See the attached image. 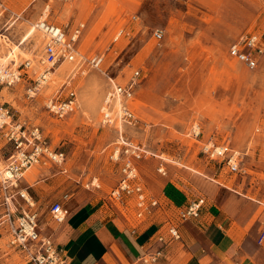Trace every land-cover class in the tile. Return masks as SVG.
<instances>
[{"label": "rangeland", "instance_id": "rangeland-1", "mask_svg": "<svg viewBox=\"0 0 264 264\" xmlns=\"http://www.w3.org/2000/svg\"><path fill=\"white\" fill-rule=\"evenodd\" d=\"M47 4L49 21L68 30L84 24L79 41L84 57L103 53L105 58L101 70L85 62H60L33 98L27 95L32 80L26 76L13 86L0 84V103L15 119L39 127L47 141L67 155V172L62 174L48 164L35 168L47 167L59 174L36 170L38 176H31L41 184L45 178L47 183L55 182L53 194L52 189H45L37 196L44 233L51 234L56 227L49 209L54 198L62 195L69 194L70 210L84 202L122 207L109 200L122 175L121 164L111 157L118 129L102 124L101 106L109 87L103 71L121 84L140 71L131 104L141 122L123 129L130 140L150 152L138 162V171L148 192L159 198L164 218H177L179 208L206 197L214 187L250 199L264 197V163L252 160L253 154H262L264 159V0H0V60L11 64L14 59L20 64L32 59V77L44 70L41 33L21 44L23 51H16V57L2 58L43 17ZM120 29L126 33L114 40ZM155 29L164 30L161 39L154 36ZM247 32L261 38L263 52L255 68L229 52ZM63 65L66 70L62 72ZM69 90L76 91L78 107L61 119L48 111L46 103ZM194 124L201 127L198 139L189 136ZM210 139L249 150L247 173H231L206 158L201 145ZM7 149L0 150L5 157L11 151ZM160 167L165 168V175ZM255 184L258 190L248 189ZM19 201L22 206L11 208L15 215L25 207ZM129 202L134 207V201ZM5 212L0 205V217ZM0 237V248L9 252L4 264H26L6 234Z\"/></svg>", "mask_w": 264, "mask_h": 264}, {"label": "built area", "instance_id": "built-area-1", "mask_svg": "<svg viewBox=\"0 0 264 264\" xmlns=\"http://www.w3.org/2000/svg\"><path fill=\"white\" fill-rule=\"evenodd\" d=\"M4 9V8H3ZM50 6L44 8L43 17L34 25L37 32L43 36V48L41 64L44 70L36 72V77L29 74L34 68L32 59H26L18 64L14 59L11 64H5L0 60V84L13 86L20 82L25 76L32 80L27 88V95L35 97L42 86L49 80V74L60 62H85L92 68L100 69L103 65L105 55L103 53L84 57L79 49V41L84 24H78L71 30L55 24L48 20ZM5 11V10H4ZM46 13V14H45ZM124 29H120L114 36L118 40ZM164 30L155 29L154 36L161 39ZM230 55L244 63L249 68H255L258 64V56L263 52L261 38L252 32L242 34L230 47ZM101 70V69H100ZM108 78V90L105 94L102 106V124L115 126L118 129V138L115 142L112 159L121 164V178L118 184L110 192L109 200L121 206L127 201H134L137 218H142L153 208L161 206L158 197L151 195L140 178L138 162L149 155V151L143 144L135 143L125 134L123 126H137L141 120L136 115L131 101L134 98L135 89L140 77V71L136 70L126 84L117 82L115 77L103 71ZM46 107L50 113L58 118H65L78 107L76 91L69 90L65 96L52 97L47 100ZM201 127L194 124L189 136L198 139ZM11 150L0 162V192L2 204L6 208L2 219L1 228L9 235L10 244L19 250L25 257L26 264H68V257L64 250L51 236L42 233L40 215L35 209L34 200L29 193L20 185L28 170L35 166L52 164L60 168L61 172H67L64 165L67 160L66 153L53 147L39 127H28L19 120L11 110L0 103V143ZM201 153L210 160H215L223 168L231 173L242 171V154L232 147L229 141L216 143L210 139L201 145ZM165 175L164 167L158 168ZM70 198L69 194L63 196L64 201L53 202L50 206L52 219L58 224L66 221L70 209L64 203ZM23 210L15 215V210L22 206ZM207 204L205 196H199L182 207L177 215V221L165 224L164 230L157 232L156 240L163 247L143 257L145 262H155L163 254L164 248L170 241L181 239L179 225L193 219L199 218ZM264 242V230L259 243ZM0 264H4L0 258Z\"/></svg>", "mask_w": 264, "mask_h": 264}, {"label": "crops", "instance_id": "crops-1", "mask_svg": "<svg viewBox=\"0 0 264 264\" xmlns=\"http://www.w3.org/2000/svg\"><path fill=\"white\" fill-rule=\"evenodd\" d=\"M232 147L242 154L240 174L247 173L245 156L250 154L249 150L243 152L234 145ZM2 148H6L4 143L0 145V150ZM3 154L0 153L1 162H5L1 159L7 157ZM261 155L253 154L252 160L264 163ZM35 170L40 173L48 171L50 176L59 174L53 169L47 170V167ZM34 174L36 171L33 170L27 175L29 177L24 178L25 183L20 185L34 200L35 209L39 212L38 194L42 196L45 189H52L50 195L53 194L55 182L47 183L48 178L43 184L32 181L30 176ZM61 185L62 182L57 184L55 190ZM248 189L258 190L256 184ZM209 192L199 218L180 224L181 239L170 241L155 262H145L143 257L163 247L156 240L157 232L164 230L166 223L177 221V218H164L160 206L137 218L136 209L129 201L120 208H104L96 202H84L71 209L62 224L51 217L56 224L51 234L43 232L42 224L41 229L43 234L51 236L63 248L68 264H264V242L259 243L264 230V197L260 195V198L250 199L229 191L224 193L219 187L211 188ZM80 194L81 191L77 192L76 198ZM56 201H64L63 195L54 198L51 204ZM0 205H3L1 192ZM41 214L39 212L40 223ZM5 234L4 228H1L0 235ZM6 236L9 238V235ZM7 252L0 248L2 261L9 258Z\"/></svg>", "mask_w": 264, "mask_h": 264}, {"label": "bare ground", "instance_id": "bare-ground-1", "mask_svg": "<svg viewBox=\"0 0 264 264\" xmlns=\"http://www.w3.org/2000/svg\"><path fill=\"white\" fill-rule=\"evenodd\" d=\"M37 32V30L34 28V27H31L30 29H29V31L27 32V34L23 37V40L21 41V43H14V45H13V47L11 48V51L10 52H8V54L5 56V57H3L2 59L3 60H6V59H8V58H10V57H12V58H14V57H16L15 56V53H16V51H20V52H22L23 50H22V47H21V44H23L30 36H32L34 33H36ZM1 36V35H0ZM10 39V38H9ZM7 40V39H6ZM10 42H11V40H10ZM5 45H7V46H10V44L6 41V44ZM6 47V46H5ZM17 54V53H16ZM39 60V59H38ZM38 60H35V61H37L38 62ZM69 63V62H68ZM38 64V63H37ZM39 66H40V64H39ZM69 67V66H68ZM70 67H71V65H70ZM69 67V68H70ZM73 67V66H72ZM59 69V68H58ZM66 70V67H65V65H63L62 67H60V71H65ZM59 71V72H60ZM68 71V70H67ZM53 73H55V72H52V74ZM57 73H58V71H57ZM51 74V75H52ZM53 76V75H52ZM188 168V167H187ZM37 169V168H36ZM32 170V169H31ZM34 170H35V167H34ZM40 170V169H39ZM36 171V170H35ZM38 171V170H37ZM37 174H38V172H36ZM40 173V172H39ZM196 173V172H195ZM35 175V174H34ZM36 176H38V175H36ZM27 177H29V176H27ZM31 177V176H30ZM211 179V178H210ZM238 192V191H237Z\"/></svg>", "mask_w": 264, "mask_h": 264}]
</instances>
